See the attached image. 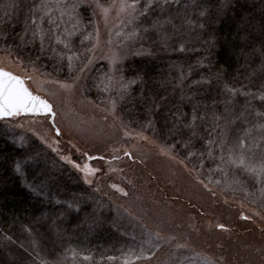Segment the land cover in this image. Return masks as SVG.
I'll return each instance as SVG.
<instances>
[{
	"label": "trees",
	"instance_id": "16d2710c",
	"mask_svg": "<svg viewBox=\"0 0 264 264\" xmlns=\"http://www.w3.org/2000/svg\"><path fill=\"white\" fill-rule=\"evenodd\" d=\"M12 2L0 0V16L6 8L11 10ZM31 2L23 0L25 5ZM80 3L83 35L78 33L73 39L75 47L83 52L93 43L84 37L94 34L96 22L91 7L83 0ZM192 3L193 0H180L164 12L161 18L171 17L176 26L165 25L170 36L166 44L161 35L154 32L131 42L133 51L145 48L147 54L134 57L121 66L125 79L139 76L142 80L118 103V112L129 131L150 136L161 147L174 146L171 153L175 160L190 173L200 174L203 183L221 186L226 176L232 180L238 178L246 189L260 196L264 194V184L254 177L233 167L225 168L228 173L225 175L217 171L218 157L213 161L201 156L204 149L200 137L204 136L207 123L202 125L196 121L195 137L186 125L192 121L194 109L197 115L207 113L211 116L213 111L223 112L224 102L229 99L237 109L250 101V110H261L264 0H232L227 10L220 12L213 5L203 31L190 29L184 21L185 16L196 18L199 9L191 7ZM159 15L160 10L155 9L149 13V20ZM241 17L251 22L243 25L251 33L247 40L241 31ZM0 28L4 29L0 32V56L10 57L25 68L36 69L63 82H72L80 75L86 100L97 106L108 102V93L101 91V81L109 69L100 58L97 57L82 74L70 71L66 60L61 62L47 43L41 51L38 44L26 45L20 41L22 19L15 21L14 28L3 24ZM5 34L7 40L3 39ZM182 46L184 50L180 51ZM228 88L237 90V94L232 96ZM242 92L254 93L256 98L245 97L240 94ZM254 118V115L250 117ZM11 121L12 118L0 120V264H123L132 260L145 261L153 255L154 251H147L137 243L136 219L124 213L122 196L112 187L114 179L106 178L99 168L91 167L92 162L101 158L87 155L85 163L98 170L90 178L109 184L106 190L100 189L97 181L91 185L85 183L84 173H78L61 159V156L69 157L68 152L64 153L68 155H61L66 152L62 149L54 152L29 134L19 145L15 140L20 133L10 128L8 122ZM128 160L131 167L138 164L142 167L137 160ZM18 163L20 172L16 171ZM142 172L159 191L165 188L151 172ZM196 210L202 221L210 222V213ZM243 223L246 233L254 229L250 222ZM229 228L223 227L225 231L231 230ZM235 232L241 234L242 231ZM236 234L234 238L238 239Z\"/></svg>",
	"mask_w": 264,
	"mask_h": 264
},
{
	"label": "rangeland",
	"instance_id": "374dc122",
	"mask_svg": "<svg viewBox=\"0 0 264 264\" xmlns=\"http://www.w3.org/2000/svg\"><path fill=\"white\" fill-rule=\"evenodd\" d=\"M83 1L94 12L95 0ZM94 17L100 32L96 59L98 57L108 65L103 57L109 55L110 51H118L125 57L123 66L128 60L147 54L145 48L133 51L131 42L121 44L122 38L117 37L116 32L122 27V18L118 19L113 14L105 23L99 15ZM109 40L112 41L111 45L106 43ZM0 67L22 77H32L26 80V86L33 94L53 105L55 122L61 131L57 137L49 117H15L8 124L19 131L20 137L15 140L19 145L29 134L47 147L58 140L59 143L53 144V147L66 151L61 155H68L64 154L68 152L71 160L76 162L77 159L76 163L79 164L85 163L87 155L98 156V159L103 157L101 161L92 162L91 167L99 168L106 178L114 179L112 182L128 193L125 196L117 191L122 196L121 207L124 213L136 219L135 238L139 246L154 253L145 261L132 260L123 264H206V261L214 264H264V194L258 196L257 192H250L241 183H233L234 179L227 176L221 186L201 183L203 178L200 174L190 173L175 160L171 152L163 154L162 147L150 136L126 129L118 107L112 113L108 102L97 106L86 100L80 80L71 89H66L61 84L73 81L49 78L36 69L25 68L10 57L0 56ZM34 133L44 134L46 142H42ZM126 151L131 155L126 156ZM114 156L119 159H114ZM128 158L137 160L142 167L139 168V164L131 167ZM75 170L80 173L78 169ZM142 171L151 172L159 185L165 188L159 191ZM89 179L93 183L97 181L100 189L109 187V184L101 182L102 179ZM194 207L210 213V222L202 221ZM244 221L250 222L254 229L246 233L242 229ZM221 225L231 230L220 229ZM235 231L242 232L236 234ZM156 232L165 238L158 244L154 239L150 242L149 237L150 233ZM234 234L238 239L234 238ZM178 243L185 247L177 248Z\"/></svg>",
	"mask_w": 264,
	"mask_h": 264
},
{
	"label": "snow or ice",
	"instance_id": "6c2138e0",
	"mask_svg": "<svg viewBox=\"0 0 264 264\" xmlns=\"http://www.w3.org/2000/svg\"><path fill=\"white\" fill-rule=\"evenodd\" d=\"M174 3L179 4L180 0H110L107 4L101 3L100 0H95L93 14L99 15L105 23L108 22L109 17L113 14L118 19L122 18L120 19L122 27L116 32V36L122 38L121 44L142 40L151 32L160 34L166 44L170 36L165 29V25H172L173 28L176 26L171 17H161ZM231 3L232 0H193L191 7L197 8L199 11L195 19L185 16L184 21L190 29L199 28L203 31L206 27L205 22L211 15L212 6L214 5L217 12H220L227 10ZM10 8V11L6 8L3 16H0V24L14 28L15 21L22 19L23 28L19 34L21 42L26 45L38 44L41 51L45 50V44L47 43L49 49L61 62L66 60L70 71L74 70L82 74L93 64L96 59L95 52L100 45L99 28L97 27L94 30V34L88 33L84 37V40L94 41L91 47L81 52L74 45L73 38L78 33L83 35L80 30V0H38V2L37 0H32L31 3L26 5L23 0H13ZM25 8L27 9L26 12L24 11ZM155 9L160 10V15L155 20H149V13ZM250 23L247 18L241 17V31L245 33V40L250 37L251 33L247 32L243 25ZM2 31L4 29L0 28V32ZM261 35L264 37V21L261 22ZM7 38V34H5L3 39L7 40ZM84 40H81L80 44H83ZM106 43L111 45L112 41L109 40ZM261 44L260 51L264 53V38H262ZM179 50L183 51V46ZM103 58L108 61L109 71L105 73V77L101 81V91L108 93L109 111L115 113L118 103L125 99L132 86L140 82L142 77L136 76L125 79L121 67L125 57L118 51H110L109 55ZM31 79V76L22 77L10 70H6L4 67H0V119L15 118L22 114L55 117L56 113L53 110V105L47 99L34 95L26 86V80ZM79 79L80 75H77L72 83H62L61 87L71 89L76 80ZM226 90L232 96L237 94L235 89L228 88ZM113 93H115V96ZM240 94L245 97L252 96L253 99L256 98V94L251 92H242ZM259 99L262 102L261 110H250V101L242 109H237L231 99L224 102L225 108L223 112L213 111L211 116L207 113L197 115L194 109L192 121L186 126L192 131L193 137H195L197 136L196 121L199 120L202 125L207 123V127L203 129L205 134L200 137L204 149L201 152V156H207L208 159L213 161L218 157L217 171L227 175L225 168L233 167L264 184V90H261ZM253 115L255 118L250 119ZM209 121L210 123H208ZM53 126H55L54 119ZM34 134L38 135L42 142H46L44 134ZM60 135V129L56 128V136L59 137ZM58 143V140L53 141L48 144V147L52 151L58 152V148L53 147V144ZM172 147L174 146L162 147L161 152L168 154L172 151ZM185 147H188V145L185 144ZM124 154L126 156L131 155L127 151ZM61 159L84 173L85 183L89 185L93 183L89 177L95 175L98 170L89 168L87 163L81 166V164L74 162L67 156H61ZM114 159H119V157L114 156ZM16 171H21L19 163L16 165ZM233 183L239 184L240 181L237 178L233 180ZM112 187L123 195H128L123 188L115 184ZM97 191H99L98 188ZM220 227H223V225ZM149 237L150 242L154 239L157 244L165 240L159 232L150 233ZM174 239L173 237L172 240ZM172 240H166L165 242L171 243ZM176 247L181 248L185 247V245L178 243ZM206 264H214V262L206 261Z\"/></svg>",
	"mask_w": 264,
	"mask_h": 264
},
{
	"label": "water",
	"instance_id": "95a60500",
	"mask_svg": "<svg viewBox=\"0 0 264 264\" xmlns=\"http://www.w3.org/2000/svg\"><path fill=\"white\" fill-rule=\"evenodd\" d=\"M30 90V89H29ZM35 95V94H34ZM21 116H33V115H24V114H22ZM42 117H45V116H43V115H41ZM47 117H49V122H50V124L52 125V127L54 128V130H55V134H56V128H57V125H56V122H55V120H56V115H55V117L53 118V117H51L50 115L49 116H47ZM8 119H11V118H4V119H0V120H8ZM53 119H54V123H55V126H53Z\"/></svg>",
	"mask_w": 264,
	"mask_h": 264
}]
</instances>
